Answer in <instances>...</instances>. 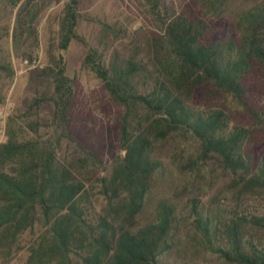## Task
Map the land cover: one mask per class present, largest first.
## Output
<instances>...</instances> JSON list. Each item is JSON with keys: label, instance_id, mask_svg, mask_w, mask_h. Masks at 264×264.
<instances>
[{"label": "trees", "instance_id": "trees-1", "mask_svg": "<svg viewBox=\"0 0 264 264\" xmlns=\"http://www.w3.org/2000/svg\"><path fill=\"white\" fill-rule=\"evenodd\" d=\"M0 1L13 15L11 32L0 25V78L11 82V57L33 61L39 19L59 0ZM146 2L159 32H134L108 59L86 46L81 61L123 110L124 154L109 171L70 129L73 80L62 56L29 70L25 116L46 117L28 127L47 134L7 133L0 145V264L26 234V264H264V213L247 210L264 198V151L257 160L249 151L254 133L264 135V0H192L193 13ZM80 3H64L62 50L77 39ZM202 95L230 99L250 123ZM96 187L100 210L89 198Z\"/></svg>", "mask_w": 264, "mask_h": 264}, {"label": "rangeland", "instance_id": "rangeland-1", "mask_svg": "<svg viewBox=\"0 0 264 264\" xmlns=\"http://www.w3.org/2000/svg\"><path fill=\"white\" fill-rule=\"evenodd\" d=\"M66 0L52 1L43 11L37 26L39 46L33 53V61L27 59H13L11 63L14 69V78L8 82L0 78V87L4 88L5 99L0 106L9 107V122L11 133L18 140L24 141L40 135L45 138L47 130L39 125L37 133L28 127V121L39 119L43 122L46 112L40 111L38 115L26 117L25 111L30 97L34 92L29 88V70L34 67H43L62 56L65 73L73 80V101L69 110L70 129L79 144L101 159L107 171L108 165L119 155L124 154L119 145V119L123 110L108 101L103 93V83L91 72L81 67V61L85 54L86 46L93 47L108 59L115 49H121L134 32H159L157 15L152 13L146 0H81L79 6V19L75 28L77 39H73L66 50L59 48V21ZM249 3L252 0H246ZM164 6L174 8L176 12H196L192 0H163ZM5 5L0 1V25L10 23V32L13 15L6 12ZM114 31L106 34L104 29ZM11 41L7 37L3 44L5 52L10 51ZM27 60L25 64L24 61ZM206 98L202 95V100ZM252 101L262 105L263 100L258 96H252ZM203 102V101H202ZM203 103L211 108L225 107L239 124L248 125V117L240 113L238 107L231 103L230 99L215 97ZM8 125V128H9ZM6 125V132L8 131ZM253 143L249 151L255 160L258 153L264 151V135L256 131ZM106 172H101L104 175ZM156 193V191H155ZM89 198L96 210H100L104 201L98 193V188H93ZM159 195L155 194L157 200ZM247 210L251 213H264V198L250 200ZM32 235L22 238L23 250L12 256L9 264H26L28 258L27 247L33 242Z\"/></svg>", "mask_w": 264, "mask_h": 264}, {"label": "built area", "instance_id": "built-area-1", "mask_svg": "<svg viewBox=\"0 0 264 264\" xmlns=\"http://www.w3.org/2000/svg\"><path fill=\"white\" fill-rule=\"evenodd\" d=\"M24 63L26 64L27 60H25ZM8 115H9L8 105L0 106V145L6 139V125H7Z\"/></svg>", "mask_w": 264, "mask_h": 264}, {"label": "crops", "instance_id": "crops-1", "mask_svg": "<svg viewBox=\"0 0 264 264\" xmlns=\"http://www.w3.org/2000/svg\"><path fill=\"white\" fill-rule=\"evenodd\" d=\"M8 125H9V122H8V124H7V128H8ZM7 133H11L10 125H9V128H8V131L6 132V139H5V141L7 140ZM5 141H4L3 143H5ZM3 143H2V144H3Z\"/></svg>", "mask_w": 264, "mask_h": 264}]
</instances>
